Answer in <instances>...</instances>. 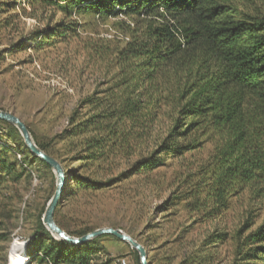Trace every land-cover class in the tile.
Returning <instances> with one entry per match:
<instances>
[{
	"label": "trees",
	"instance_id": "1",
	"mask_svg": "<svg viewBox=\"0 0 264 264\" xmlns=\"http://www.w3.org/2000/svg\"><path fill=\"white\" fill-rule=\"evenodd\" d=\"M26 4L29 17L36 18L40 9L48 13L49 24L16 42L19 50H26L31 39L34 51L67 42L87 18L129 20L121 42L85 45L106 87L77 100L67 115L61 138L80 147L76 167L65 170L31 134L70 182L55 209V223L71 237L95 230L72 228L62 216V201L79 197L92 202L114 191L134 209L146 206L137 219L144 220L145 229H154V215L170 219L185 212L173 234L155 248L151 264H264V0ZM17 7L16 0L0 5L4 12ZM16 16L5 19V27ZM0 126V192L18 186L32 168L36 175L54 178L14 126L2 120ZM76 137L80 139L74 143ZM121 165L122 170L111 172ZM88 169L93 171L86 173ZM49 199L33 221L26 246L30 261L92 264L102 250L98 240L113 237L82 246L53 239L41 222ZM1 225L0 244L7 240ZM224 246L228 253L220 258Z\"/></svg>",
	"mask_w": 264,
	"mask_h": 264
},
{
	"label": "rangeland",
	"instance_id": "2",
	"mask_svg": "<svg viewBox=\"0 0 264 264\" xmlns=\"http://www.w3.org/2000/svg\"><path fill=\"white\" fill-rule=\"evenodd\" d=\"M6 1L0 0V5ZM16 1L18 7L15 10L4 12L1 10L4 8L0 9V110L17 117L39 144L54 153L65 170L73 169L77 165L74 156L80 153V147L76 144L69 145V139L61 138L67 127V115L75 108L77 100L106 87L102 74L97 71L98 63L87 57L85 45L97 42L103 44V40L121 42L124 23L128 24L129 20L123 17L105 21L87 18L83 28L67 42L44 46L43 49L34 51L31 49L34 45L31 39L26 42V50H19L16 42L29 39L32 33L45 27L49 21L48 13L40 9L34 12L36 18L29 17L27 0ZM16 14V17L11 18L12 24L5 27V19ZM2 133L4 130L0 126V136ZM79 139L74 138V143ZM2 142L12 147L17 146L9 140ZM102 167L106 170L105 165ZM123 168V165L114 166L111 172L115 174ZM30 171L18 186L8 187L2 190L3 193L0 192V223L2 231L7 235V240L0 244V264H14L13 256L19 253L25 264L24 257H28L26 246L33 230V221L55 191V176L36 175L34 168ZM92 171L88 169L86 173ZM69 183L66 181V187ZM119 195L114 191L100 194L91 200L93 203L79 197L77 200L69 199L62 201L60 210L72 228H114L127 235V232L132 233L135 241L144 244L151 264L155 248L173 234L178 221L184 220L185 212L181 211L170 219L154 215V229H145L144 220L137 219L139 209L145 210L146 206L134 209V206L123 201ZM159 203L155 201L154 205ZM152 204V200L147 204L149 211ZM98 245L102 250L96 254L92 264L105 259H112V264H139L137 252L127 243L110 237L98 240ZM163 253L162 250L159 255L162 256ZM226 253L228 250L224 246L220 249V258ZM30 263L38 264L36 261L28 264ZM45 264H48L46 259Z\"/></svg>",
	"mask_w": 264,
	"mask_h": 264
},
{
	"label": "water",
	"instance_id": "3",
	"mask_svg": "<svg viewBox=\"0 0 264 264\" xmlns=\"http://www.w3.org/2000/svg\"><path fill=\"white\" fill-rule=\"evenodd\" d=\"M0 120L13 125L19 132L26 147L31 154L45 162L51 169L56 179V187L54 194L48 201L44 210L41 222L45 229L56 239L65 241L73 246H82L90 241L105 235L112 236L121 242L127 243L133 250H135L139 257V264H148V252L137 241L132 239L129 235L123 233L119 229L114 228H100L95 229L81 237H71L67 235L54 221V212L58 206V203L62 197L64 191L66 179L63 168L61 165L51 156L40 150L27 130L26 126L14 115L0 110Z\"/></svg>",
	"mask_w": 264,
	"mask_h": 264
},
{
	"label": "bare ground",
	"instance_id": "4",
	"mask_svg": "<svg viewBox=\"0 0 264 264\" xmlns=\"http://www.w3.org/2000/svg\"><path fill=\"white\" fill-rule=\"evenodd\" d=\"M24 259H25V257H24ZM13 260H14V264H23L24 263L23 257L20 253L16 256H13ZM25 264H27V257H26V263Z\"/></svg>",
	"mask_w": 264,
	"mask_h": 264
},
{
	"label": "built area",
	"instance_id": "5",
	"mask_svg": "<svg viewBox=\"0 0 264 264\" xmlns=\"http://www.w3.org/2000/svg\"><path fill=\"white\" fill-rule=\"evenodd\" d=\"M24 255V254H23ZM47 260V262H48V264H52L51 263V261L50 260H48V259H46ZM30 262V259H29V257H27V264ZM31 264V263H30Z\"/></svg>",
	"mask_w": 264,
	"mask_h": 264
}]
</instances>
